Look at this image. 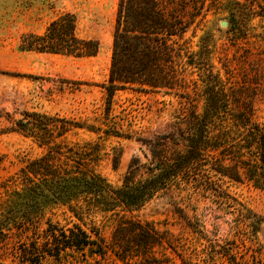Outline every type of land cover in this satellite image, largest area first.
Instances as JSON below:
<instances>
[{"label":"rangeland","instance_id":"obj_1","mask_svg":"<svg viewBox=\"0 0 264 264\" xmlns=\"http://www.w3.org/2000/svg\"><path fill=\"white\" fill-rule=\"evenodd\" d=\"M118 1L0 0V216L20 214L11 201L22 192L23 171L33 161L50 155L56 165L83 172L90 169L118 189L129 173L135 179L147 177L155 139L175 128L181 101L177 97L125 89L116 91L111 105L107 102L104 85L109 80ZM210 7L204 25L186 40L199 52L203 39L210 37L214 72L240 98H252L253 93H242L245 83H259L253 98L256 118L264 124V0H219ZM65 13L76 15L81 38L99 41L97 56L76 58L19 49L24 35H43ZM26 111L58 118L60 126L64 119L73 122L55 140L60 152H51L18 129L17 122ZM77 161L86 164L79 166ZM223 184L247 209L246 217L226 207L224 200L207 199L187 187L160 191L132 212L86 207L78 213L74 209L84 207L83 200L71 205L43 202L39 213L19 220L30 227L29 237L37 233L43 239L52 225L70 234L69 229L77 225L108 245L106 254H91L89 248L84 252L67 249L60 257L47 255L40 263L8 255L3 264H137L109 246L123 217L150 223L161 235L151 247V257L157 261L148 264H231L228 251L240 256L254 242L264 254L263 193L247 182L225 178ZM247 217L261 219L253 223L255 230L248 226L252 222ZM0 223L17 233L15 222Z\"/></svg>","mask_w":264,"mask_h":264},{"label":"trees","instance_id":"obj_2","mask_svg":"<svg viewBox=\"0 0 264 264\" xmlns=\"http://www.w3.org/2000/svg\"><path fill=\"white\" fill-rule=\"evenodd\" d=\"M217 1H118L110 74L108 84L104 85L107 102L111 105L116 91L125 89L177 97L181 101L175 128L172 133L155 139L147 177L135 179L129 173L118 189L90 169L83 172L69 165H56L50 155L30 163L23 171L22 192L15 193L17 198L11 201L20 214L0 216V222H15L17 227L15 233L8 225H0V264L8 255L40 263L47 255L60 257L67 249L84 252L89 248L91 254H106L108 245L93 239L77 225L69 229L70 234L52 225L43 239L37 233L29 237L30 227L19 220L39 213L43 202L71 205L83 200L84 207L75 206L78 213L86 207L103 211L122 208L132 212L141 209L160 191L187 187L207 199L224 200L226 207L246 217L247 209L227 193L223 183L225 178L236 183L247 182L264 195V124L256 118L253 98L259 83L256 86L245 83L242 93L253 95L251 99L240 98L214 72L210 37L203 39L199 52L193 51L186 40L190 32L195 33L204 25L210 3ZM100 48L98 40L79 36L77 17L72 13L52 21L43 35H24L19 46L23 52L76 58L97 56ZM59 122L62 121L58 118L26 111L17 126L47 145L51 152H60L55 140L73 122L64 119L61 126ZM77 164L86 163L77 161ZM123 218L109 246L123 258L135 259L137 264L157 261L151 257V247L162 239L157 229L150 223ZM248 218L251 229H254L253 223L261 222L259 218H253L254 222L252 217ZM251 232L257 234V230ZM254 243L240 256L228 251L230 263L264 264L263 249Z\"/></svg>","mask_w":264,"mask_h":264},{"label":"water","instance_id":"obj_3","mask_svg":"<svg viewBox=\"0 0 264 264\" xmlns=\"http://www.w3.org/2000/svg\"><path fill=\"white\" fill-rule=\"evenodd\" d=\"M223 26H227V23L226 22H223V24H222Z\"/></svg>","mask_w":264,"mask_h":264}]
</instances>
